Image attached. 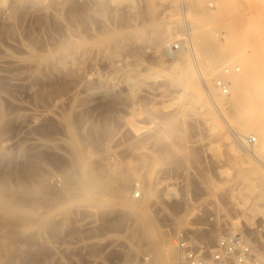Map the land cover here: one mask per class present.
<instances>
[{
  "label": "rangeland",
  "instance_id": "obj_1",
  "mask_svg": "<svg viewBox=\"0 0 264 264\" xmlns=\"http://www.w3.org/2000/svg\"><path fill=\"white\" fill-rule=\"evenodd\" d=\"M250 1L0 0V264H173L180 232L264 262L261 132L228 91Z\"/></svg>",
  "mask_w": 264,
  "mask_h": 264
},
{
  "label": "bare ground",
  "instance_id": "obj_2",
  "mask_svg": "<svg viewBox=\"0 0 264 264\" xmlns=\"http://www.w3.org/2000/svg\"><path fill=\"white\" fill-rule=\"evenodd\" d=\"M40 1L43 3L44 0H40ZM250 2H252L253 4L255 3L254 0H251ZM259 2H260L259 0H256V3L254 5H258ZM263 12H264V10H263ZM261 15L263 18L261 20L264 22V15L263 14H261ZM240 21L242 23L237 21L240 23L239 24L240 26L238 27V29H236L237 27H234L233 30L231 31V37H232L231 41H230L231 45L233 43L232 46H234L236 48V50L237 49L241 50V42L242 43L246 42L243 44L244 46L242 45L243 46L242 50L247 49L249 46H251L250 48H252V46H253L252 51H254V50L255 51L252 52L251 55L250 54H244V52L247 50H245V51L239 50L236 52L235 49H233V47H232L233 53L235 51V56H237V58L236 57L235 58L239 59L240 61L241 60L243 61L241 63L245 64L246 70L244 72V75H242L241 77L238 76V78H237V76L235 77V75H234V78H232V79H235V80L234 81L231 80L232 86L230 87V89L228 91L230 93L229 96H232L233 100L234 101L236 100V102H238L239 105L241 106L240 111L244 112L248 116L246 119V124L257 128L259 130V132H261L260 136L262 138L263 143L260 145V148L257 147L258 148L257 149L256 145L252 144L254 146L253 149H255V150L253 152L250 150H247V151H249L248 153L251 154L254 157V159H257L258 161L262 162L264 165V160H263L264 155L263 156L261 155L262 154L261 152L264 151V34L259 32L261 29L264 32V28H262L264 26V24L263 23L261 24V22L257 23L258 21H255L252 23L251 22L248 23V21L244 22V20H242V19ZM253 23L256 24L255 25L256 27L252 26V25H254ZM257 24L263 25L262 27L260 26L261 29H260V27L257 26ZM228 29L229 28H227V30ZM234 29H236V30L234 32L235 35L233 36L232 32L234 31ZM261 34H262V36H261ZM245 44H248V45L245 46ZM244 47H247V48H244ZM194 51H195V49H194ZM245 55L248 57H246ZM194 56L196 57L197 55H194ZM238 56H239V58H238ZM250 56H252V57L250 58ZM0 62L6 63L5 60L0 61ZM113 66H115V64H113ZM133 82H134V80H133ZM133 82H132V84H133ZM134 83H136V82H134ZM133 87H134V85H133ZM214 89H216V88H214ZM251 89H253V90L251 91ZM217 90L218 89L211 90V96L215 100L218 101V100L223 99L227 96L226 93H224V92H221V94H219L220 91L216 92ZM196 95H198V94H196ZM221 95L225 96V97L222 98ZM238 103H237V108L239 107ZM222 111L223 110L221 109V112ZM232 125H233V128H232V126H230V122H229L230 129L232 128L233 131H235L236 127L234 126V124H232ZM237 129H238V131H236V132L238 134L237 138H238L239 142L241 144L244 142H248V141H245V140H247V139H245V137L249 133L244 129H240L239 127ZM245 144H247V143H245ZM242 145H244V144H242ZM249 145H250V143L247 144V146H249ZM248 148H250V147H248ZM251 150H252V148H251ZM263 178H264V176H263ZM250 223H252V220H250ZM263 258L261 257L260 259L263 260Z\"/></svg>",
  "mask_w": 264,
  "mask_h": 264
},
{
  "label": "built area",
  "instance_id": "obj_3",
  "mask_svg": "<svg viewBox=\"0 0 264 264\" xmlns=\"http://www.w3.org/2000/svg\"><path fill=\"white\" fill-rule=\"evenodd\" d=\"M210 5L214 6L213 3ZM248 141L253 145L258 143L253 135L248 136ZM174 244L179 256L173 264H264L257 260L256 252L246 238L236 232L221 237L213 248L197 243L185 232L175 236Z\"/></svg>",
  "mask_w": 264,
  "mask_h": 264
}]
</instances>
